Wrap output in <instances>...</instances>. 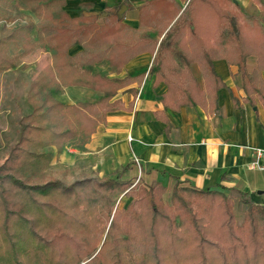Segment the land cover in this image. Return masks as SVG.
I'll list each match as a JSON object with an SVG mask.
<instances>
[{
  "label": "trees",
  "instance_id": "obj_1",
  "mask_svg": "<svg viewBox=\"0 0 264 264\" xmlns=\"http://www.w3.org/2000/svg\"><path fill=\"white\" fill-rule=\"evenodd\" d=\"M8 1L50 22L45 41L55 63L30 82L27 100L32 111L19 120L18 140L0 165V264H264V206L241 192L246 210L238 227L231 199L221 186L201 190L177 181L167 205L161 197L166 188L159 183L133 187L116 179L33 183L68 142L80 134L87 140L105 113L121 108L112 99L124 81L93 74L92 65L106 60L119 71L146 51L147 44L153 52L155 44L147 36L131 44L116 32L92 34L88 25L92 17L70 18L60 11L53 18L54 9H61L66 0ZM188 9L165 33L150 68L158 74L157 81L167 85L160 97L163 104L173 108L202 104L205 89L215 102L223 84L212 68V42L223 35L230 38L228 57L238 68L244 91L259 93L255 76L245 69L250 55L264 69L259 19L245 22L233 0H190ZM34 28L32 22L0 27V74L16 68L34 50ZM82 42L87 51L69 57L68 48ZM18 43L19 50L10 56V45ZM195 62L202 87L185 70ZM62 86L86 87L102 95L95 103L65 105L54 97ZM121 195L128 201L119 208L116 200ZM132 246L136 257L130 255Z\"/></svg>",
  "mask_w": 264,
  "mask_h": 264
},
{
  "label": "crops",
  "instance_id": "obj_2",
  "mask_svg": "<svg viewBox=\"0 0 264 264\" xmlns=\"http://www.w3.org/2000/svg\"><path fill=\"white\" fill-rule=\"evenodd\" d=\"M189 1L66 0L58 8L70 18L92 17L88 24L92 34L116 32L123 42L131 44L147 36L154 39L155 49L150 52L151 44H147L146 51L134 56L119 71L106 60L92 65L93 74L124 81L112 99L119 101L121 108L105 113L87 140L80 134L65 145L61 154L53 155L49 168L54 171V179H116L131 186L159 183L166 190L177 181L181 186L201 190L221 186L227 193L241 192L252 203L264 206V171L248 169L254 150L264 149V69L258 68L257 57L250 55L245 59L246 72L255 76L259 88V93L248 94L237 66L228 57L230 38L218 36L212 42V68L223 86L216 91L215 102L211 103L206 89L203 103L195 106L173 108L160 100L167 85L157 81L158 74L150 68L159 43L178 17L186 14ZM259 2L233 0L244 21L251 23L252 18L260 17L264 29V0ZM2 7L7 11L11 8ZM122 7L124 11L119 15ZM12 13L17 14L20 25L34 24L41 49L35 46L17 64L28 72L38 67L36 76L45 66L55 63L54 52L46 46V35L40 32L46 19L23 7H16ZM52 17H56L54 11ZM84 44L70 46L67 55L86 52ZM172 61L179 64L175 58ZM185 70L202 87L199 65L195 62ZM101 95L86 87L62 86L54 97L65 105H73L95 103Z\"/></svg>",
  "mask_w": 264,
  "mask_h": 264
},
{
  "label": "rangeland",
  "instance_id": "obj_3",
  "mask_svg": "<svg viewBox=\"0 0 264 264\" xmlns=\"http://www.w3.org/2000/svg\"><path fill=\"white\" fill-rule=\"evenodd\" d=\"M11 6L9 11L3 9V7ZM188 7V5H187ZM3 9V10H2ZM16 10V7L9 2L8 0H0V27H15L20 25L22 22L19 18H16L18 12L12 13V10ZM5 10V11H4ZM60 10L57 8L54 10V16H57ZM189 9L187 8L186 14H182L184 17L188 14ZM241 13V12H240ZM24 15V14H21ZM242 19L245 18L242 16ZM258 18L261 21L260 17ZM247 19H250L247 17ZM253 19V18H252ZM27 22V20H25ZM246 22V21H245ZM45 27L40 31L42 34L47 36L51 32V28L49 27L50 22L44 21ZM32 41L36 47L41 49V45L37 43V38L35 36V31L32 32ZM45 36V37H46ZM45 45V44H44ZM42 45V49H46L45 46ZM19 50L18 44H11L9 47V55L12 56ZM38 71V67H32L31 70L24 71V68H20L19 64H17V68L15 70L6 71L0 74V165L4 162L5 158L8 155L11 147L15 145L18 140V131H19V120L28 114L31 113L32 108L30 103L27 100V92L29 89L30 82L34 79L36 72ZM84 98H88L85 97ZM50 165L48 164L44 169H47L43 172L41 170L37 177L33 180V183H43L50 179H54V171L50 170ZM56 171V170H55ZM72 178L69 180L62 179L61 182L63 184H71L74 181ZM60 181V180H59ZM98 181V180H95ZM135 185H145L142 183H138ZM133 185V186H135ZM131 186V187H133ZM137 189V188H136ZM172 188L168 189L161 196L163 201L169 205L170 197H171ZM227 196L231 199L232 202V210L234 215V221L236 226H241L243 224L244 212L246 210V206L243 204V196L236 192L227 193ZM128 201L127 198L121 195L116 200V204L119 208H122L126 205ZM106 231L104 232L102 239L105 238ZM130 255L132 257H136L135 248L131 247Z\"/></svg>",
  "mask_w": 264,
  "mask_h": 264
},
{
  "label": "built area",
  "instance_id": "obj_4",
  "mask_svg": "<svg viewBox=\"0 0 264 264\" xmlns=\"http://www.w3.org/2000/svg\"><path fill=\"white\" fill-rule=\"evenodd\" d=\"M250 170L264 171V149H255L252 161L248 165ZM135 185L132 184V186Z\"/></svg>",
  "mask_w": 264,
  "mask_h": 264
},
{
  "label": "water",
  "instance_id": "obj_5",
  "mask_svg": "<svg viewBox=\"0 0 264 264\" xmlns=\"http://www.w3.org/2000/svg\"><path fill=\"white\" fill-rule=\"evenodd\" d=\"M123 11H124V7H122V9L118 12V14L121 15Z\"/></svg>",
  "mask_w": 264,
  "mask_h": 264
}]
</instances>
